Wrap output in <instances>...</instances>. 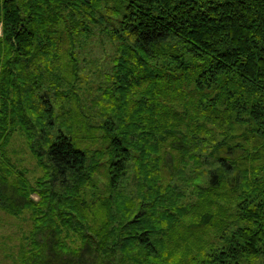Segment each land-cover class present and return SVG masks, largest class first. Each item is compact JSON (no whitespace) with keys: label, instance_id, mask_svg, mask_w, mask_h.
Returning <instances> with one entry per match:
<instances>
[{"label":"trees","instance_id":"trees-1","mask_svg":"<svg viewBox=\"0 0 264 264\" xmlns=\"http://www.w3.org/2000/svg\"><path fill=\"white\" fill-rule=\"evenodd\" d=\"M106 3L95 117L44 80L63 60L74 74ZM0 23V207L33 220L20 264H264V0H0Z\"/></svg>","mask_w":264,"mask_h":264},{"label":"rangeland","instance_id":"rangeland-1","mask_svg":"<svg viewBox=\"0 0 264 264\" xmlns=\"http://www.w3.org/2000/svg\"><path fill=\"white\" fill-rule=\"evenodd\" d=\"M107 5V3L103 5L95 14L97 17L103 14L105 16L104 23L91 22V32L78 36L76 48L78 68L74 74L69 68L67 69V60H63L64 62L59 63V66L53 65L52 72H45L47 80H44V83H49V80L52 79L51 77L57 74L56 72L62 74L60 89L66 90L68 87L67 79L71 80L82 99L84 110L92 116H95L97 109L94 102L102 96L107 83L106 73L112 69L113 59L116 55V40L111 38L110 35L112 28H114L116 17L109 15ZM0 35H2L1 23ZM56 110L58 111V107H56ZM220 136L218 132L216 139H220ZM8 155L18 168L25 169L27 176L32 181L44 173L43 167L37 162L26 137L22 133H15L9 145ZM190 164L192 165V163ZM192 167L188 166L185 170L186 174L180 175L188 187L186 191L189 194L190 184L188 183V177L194 175L196 171ZM59 186L60 184L57 182L56 187ZM124 186H126L128 193L135 189L131 175L126 178ZM32 197L35 200L39 199V195L35 192L32 193ZM32 226L33 220L30 210L25 209L17 215L0 207V264H20L21 246L28 240ZM255 264H263V260Z\"/></svg>","mask_w":264,"mask_h":264}]
</instances>
